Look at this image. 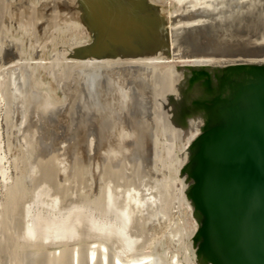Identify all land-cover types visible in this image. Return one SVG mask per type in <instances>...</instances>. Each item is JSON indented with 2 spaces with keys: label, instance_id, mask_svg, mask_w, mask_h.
<instances>
[{
  "label": "rangeland",
  "instance_id": "374dc122",
  "mask_svg": "<svg viewBox=\"0 0 264 264\" xmlns=\"http://www.w3.org/2000/svg\"><path fill=\"white\" fill-rule=\"evenodd\" d=\"M89 1L0 0V61L12 53L21 69L18 79L9 75L13 64L0 69V264H70L66 256L55 261L59 246L94 238L109 245L111 254L122 252L120 235L90 229L92 219L119 228L116 209L122 206L133 219L126 229L137 242L132 254L147 249L159 264H216L211 238L208 241L210 217L202 209L197 173L187 158L201 134L195 127L183 129L176 90L163 74L215 65L221 70L252 63L260 68L264 57L192 63L178 61L175 52L141 59L150 52L138 42L145 32L141 5L134 0H94L88 7ZM141 1L160 8L164 28L175 30L192 22L181 19L184 0ZM125 38L133 43L118 51L116 45ZM174 47L172 40L171 50ZM146 63L153 71L146 70ZM247 113L256 119V111ZM248 141L253 143L249 148L264 149V136ZM109 190L115 206L107 202ZM148 194L158 199L156 208L174 218L173 228L154 241L145 226L150 210L141 211L136 204ZM71 212L81 213L73 222L78 241L44 243L40 230V238L27 237L31 224L51 225ZM252 215H259L258 210ZM175 232L180 241L172 237ZM77 264H84L82 258Z\"/></svg>",
  "mask_w": 264,
  "mask_h": 264
},
{
  "label": "bare ground",
  "instance_id": "6f19581e",
  "mask_svg": "<svg viewBox=\"0 0 264 264\" xmlns=\"http://www.w3.org/2000/svg\"><path fill=\"white\" fill-rule=\"evenodd\" d=\"M134 1L141 5L140 15L144 18V24L141 25L145 27L143 39L140 37L141 41L138 42H141L139 45H143L144 49L150 51L147 57L141 59H160L154 57L153 54L164 55L169 53L167 55H175V52L178 54V61L192 63L202 59L260 60L264 57V0H184L183 2L178 0L184 4L181 19L185 22H192L189 25L177 27L175 30L164 28V17L161 16L160 8L156 6L149 8L141 0ZM175 2L177 3V0ZM86 3L90 7L94 5V0ZM148 26H150L151 32L147 31L149 28L146 27ZM132 36L134 35L132 34ZM172 40L175 47L171 50ZM127 42L133 43L132 39L125 38L121 44L116 45L117 50H123L124 44ZM6 56L8 57L5 58V61H2L3 59L0 61V69L13 64L9 69V75L18 79L21 72L18 65L19 60L12 53L6 54ZM172 58L175 60L174 56ZM248 65L230 70H221L216 65L205 70L201 68L178 71L170 69L163 74L164 79L169 81L170 86L176 90V101L178 104L180 103L179 120L183 124V129L195 127L197 128L196 131L201 134L199 145L189 150L187 158L191 163L189 168L197 173L199 184L197 196L205 204L202 209H206L207 219L210 217L207 232L210 231L211 233L210 236L208 235V241L211 238L209 242L213 246L216 264H264V183L258 185L256 184L258 180L252 182L250 177L246 179L244 177L246 175L245 166L240 165L231 154V151L234 154L238 152L243 158L245 155L247 159H255V157L250 158L246 155L250 152H245L248 150L245 147L253 144L248 140L264 136V108L262 109L264 106V64L260 65V68H254L255 64L253 63ZM146 66L147 71L148 69L153 71L150 64L146 63ZM143 71L145 72V70ZM21 85L16 87L19 92ZM232 109L234 110L233 113H231ZM247 111H256V119L251 120ZM244 115L246 118H240ZM246 168L249 169L247 166ZM243 188L248 191L243 190ZM110 190L106 192V199L108 203L112 202L111 204L115 206L113 203L115 196L110 193ZM256 191L261 194L259 201L250 200L242 193L246 192L256 196L254 195ZM148 195V198L144 196V200H142L143 198L137 200L136 204L141 207V211L147 210V208L150 210L149 213L144 211V214H149L146 215L145 226L152 234L151 239L154 241L158 235L165 234L173 228L174 218L169 217L170 214L165 215L166 212H161L159 207L156 208L158 199L150 197L154 195ZM208 202L210 206H207ZM122 207L124 208V206ZM123 208H121L122 210L116 209L121 212L116 213L121 225L115 230L108 226L107 222L96 223L93 219L90 220L93 222L90 229H94L97 234L120 235L119 239L122 238L125 244L122 252L118 249V253L116 251V253L111 254L109 245L94 238L95 241L93 240V242L59 246V251H55L54 254L55 261H63L66 256L70 264H77L80 258L84 264H95L96 262L109 264L111 260L109 255H112V264H159L157 257L146 252L147 249L143 250L145 251L143 254H140L141 251H139V255L132 254L131 249L137 242L132 239L133 237H128L126 229L130 227L133 219L131 213L126 209L127 207ZM256 209L261 215L258 218L259 215H252ZM166 210L168 211V209ZM74 214L73 216L71 212V215H64L61 220L53 222L51 225L48 222L47 225H44V222L40 228L31 224L30 227L26 228L28 230L27 237L40 238L37 234L40 230L41 240L44 243H48V241L59 243L56 241L66 240L67 242L69 239H76L75 236L78 233L75 231L73 222L78 221L79 213ZM79 215L81 217V213ZM72 218V223L68 222ZM110 225L112 224L110 223ZM178 233L175 232L171 236L180 241V238L177 239L180 235ZM109 235L108 237H110ZM55 243L50 245L55 246ZM149 244L152 245L153 242ZM80 245H83L82 250H80Z\"/></svg>",
  "mask_w": 264,
  "mask_h": 264
},
{
  "label": "water",
  "instance_id": "95a60500",
  "mask_svg": "<svg viewBox=\"0 0 264 264\" xmlns=\"http://www.w3.org/2000/svg\"><path fill=\"white\" fill-rule=\"evenodd\" d=\"M168 56H171V55H168ZM240 118L242 119L246 118V115ZM245 148L248 149L245 152L247 151L250 152V153H246V155L250 158L255 157V159H247L245 155L243 158V156L239 154L238 152L237 154H234V152L231 151V154L237 159L240 165L245 166L244 170H246V175L244 177L246 179L250 177V179H252L250 181L252 182H255L258 180V182L256 183L258 185L264 183V149L255 150V149H252V147L249 148L248 146ZM245 152H242V153H245ZM246 166L249 168L248 169L249 171L247 170ZM251 177H254V178H251ZM243 190L248 191L246 188H243ZM242 193H244L243 195H246L248 199L250 200L254 199V201H259V197H261V194L257 191L254 194L257 197L253 196L252 194L249 195L246 192H242Z\"/></svg>",
  "mask_w": 264,
  "mask_h": 264
}]
</instances>
